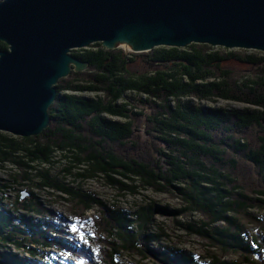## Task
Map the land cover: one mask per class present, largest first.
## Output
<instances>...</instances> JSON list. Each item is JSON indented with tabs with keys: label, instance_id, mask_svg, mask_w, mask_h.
Returning a JSON list of instances; mask_svg holds the SVG:
<instances>
[{
	"label": "trees",
	"instance_id": "obj_1",
	"mask_svg": "<svg viewBox=\"0 0 264 264\" xmlns=\"http://www.w3.org/2000/svg\"><path fill=\"white\" fill-rule=\"evenodd\" d=\"M70 53L87 69L58 80L50 123L40 134L0 131V168H16L14 183L34 182L75 216L97 209L93 225L108 239L105 264H119L116 255L124 252L153 264H264V53L160 46L140 54L141 61L164 67L144 72L131 69L137 54L98 42ZM216 100L246 106L210 104ZM138 129L146 134L142 149L150 160L129 155L141 142ZM55 156L62 167L52 173ZM86 179L102 180L120 195L151 190L178 204L149 201L128 212L81 188ZM6 189L0 183V264H35L34 257L56 264L47 248L84 258L65 243L60 222L53 221L58 216L38 197L17 196L7 208ZM156 216L196 237L202 252L177 246Z\"/></svg>",
	"mask_w": 264,
	"mask_h": 264
},
{
	"label": "water",
	"instance_id": "obj_2",
	"mask_svg": "<svg viewBox=\"0 0 264 264\" xmlns=\"http://www.w3.org/2000/svg\"><path fill=\"white\" fill-rule=\"evenodd\" d=\"M0 131L40 134L72 49L148 52L207 44L264 52V0H0Z\"/></svg>",
	"mask_w": 264,
	"mask_h": 264
},
{
	"label": "rangeland",
	"instance_id": "obj_3",
	"mask_svg": "<svg viewBox=\"0 0 264 264\" xmlns=\"http://www.w3.org/2000/svg\"><path fill=\"white\" fill-rule=\"evenodd\" d=\"M121 50L125 54L134 53L125 48H121ZM233 50H240V48H234ZM142 53L145 52L134 53L137 54V56L134 57L135 62L131 66L132 70L144 72L153 71L155 69H162L164 67L163 64L150 65L149 67H147L145 63L141 61L142 59L140 54ZM210 104L215 106H230L234 108H242L246 106L241 103L224 100H216L215 102H210ZM145 112H147V110H145ZM136 134L140 136L141 142L138 144V147L134 149V153L129 155H139L141 157L136 156L139 157V159L144 157L145 160H150V157L148 158L147 156L145 157L143 155L142 149V143L146 139V134L142 131V129H138V131H136ZM58 160H60V158L55 156L54 161L56 162L49 166V169L52 173H57L62 167V164H60V162H57ZM16 173H18L17 169L12 167L11 165L6 164L4 168H0V183L8 184V189L5 190L6 193L3 204H5L7 208H12L17 196L19 197L20 201H24L31 196L30 192L33 193L36 197H38V201L43 205V207L48 211L50 215H52L53 217L55 215L58 216L59 219L53 221L56 223L60 222L59 224L61 225V228L64 232L63 240L65 241V243H67L68 246L75 248L76 250L81 249L82 253H84V258H87L88 260L87 263L81 256L74 255L76 253L72 254L64 250L54 248L44 249L45 251L49 252L51 258L56 262V264H105L102 262V251L103 248H105L106 251H109V248L107 246H104L106 245L105 242L108 239L106 238L104 232H102L101 230L100 232L99 229L93 225L92 217H98L97 209L91 208L87 210L86 212H84V215L82 217L75 216L74 214L69 212V207L65 202L56 198V196L51 195L45 190H39L34 185V182L33 186H23L19 185L18 183H14L13 175ZM68 181L71 182V179L69 178ZM80 185L81 188H83L85 191L93 193L95 197L102 201L106 206H118L123 210H127L128 212H131L135 208V204H143L149 201H153L158 206H175L178 204L175 198H171L166 194L156 193L151 190H140L139 195L136 196H132L130 194L120 195L116 189L104 184V182L99 179H86L85 181L81 182ZM192 218L194 219L193 216L189 217L190 220ZM156 220L163 223V227L164 229L166 228L165 230L170 236V240L177 246L189 250L193 255H198V253L202 252L201 243L196 237L186 236L182 230L174 229L171 225L170 220L162 216H156ZM7 250L10 253L15 254L20 259L27 258L26 253L21 250H15L12 247H9ZM139 258L137 255H129L125 252L121 253L120 255H116V259L118 260L119 264H153L148 259L141 260ZM32 260L35 261V264H48V260L46 259L40 261V259L34 257L32 258Z\"/></svg>",
	"mask_w": 264,
	"mask_h": 264
}]
</instances>
